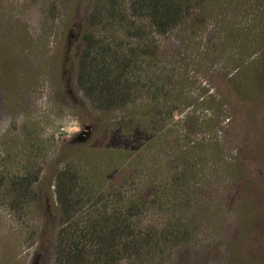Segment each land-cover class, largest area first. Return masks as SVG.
I'll list each match as a JSON object with an SVG mask.
<instances>
[{
    "label": "rangeland",
    "instance_id": "1",
    "mask_svg": "<svg viewBox=\"0 0 264 264\" xmlns=\"http://www.w3.org/2000/svg\"><path fill=\"white\" fill-rule=\"evenodd\" d=\"M154 1L0 0V264H264V0Z\"/></svg>",
    "mask_w": 264,
    "mask_h": 264
},
{
    "label": "trees",
    "instance_id": "2",
    "mask_svg": "<svg viewBox=\"0 0 264 264\" xmlns=\"http://www.w3.org/2000/svg\"><path fill=\"white\" fill-rule=\"evenodd\" d=\"M103 1L105 2L104 4H102V1H100V0H95L94 11H95V14L97 16L100 15V14H104V9H106V7L109 4V0H103ZM150 1H151L150 2V4H151L150 9H154L155 11H158V10H162L163 9V7L161 6L162 8H160L156 4L157 2H155L154 0H150ZM164 9H166V8H164ZM94 21H95V19L91 20V23H89V29L92 28V27H94V23H95ZM83 37H84V41H85V49H84V52L82 54V58H81V62H80V67H79L80 69H79L78 76H80V78L82 76L81 65L83 64L84 61H86L88 59V57H89L88 56V53L90 52V50L92 48V45H93L92 44V36L90 35V32H88V30L85 31V34L83 35ZM58 194H59V201L62 203V200H61L62 193H58ZM81 197H84V195H81ZM118 210H120V209H118ZM118 210H117V212H120ZM99 211H100V213L93 212V214L90 217H88L87 219H85V221L91 222V224H90L91 227H88V228L91 229V231L95 235H97V236H98V234H103L105 232L104 230H103V232L100 231L102 227H99L98 224H100V223H106L104 221H106V220H113L114 219V216H109L108 213H106L103 209H102V212H101L100 209H99ZM63 214H66V209L65 210L63 209ZM95 223H97V224H95ZM130 227L133 228V229H135V226H130ZM106 231H109V229H106ZM97 247H98V245L95 244V247H93V249H95ZM59 251H62V245L59 246ZM122 251H124V249Z\"/></svg>",
    "mask_w": 264,
    "mask_h": 264
}]
</instances>
